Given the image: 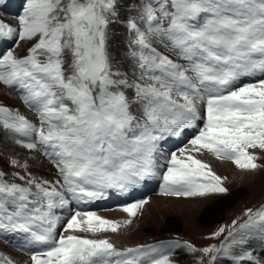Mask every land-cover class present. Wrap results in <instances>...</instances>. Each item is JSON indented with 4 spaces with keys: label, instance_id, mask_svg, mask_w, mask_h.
Returning <instances> with one entry per match:
<instances>
[{
    "label": "snow or ice",
    "instance_id": "6c2138e0",
    "mask_svg": "<svg viewBox=\"0 0 264 264\" xmlns=\"http://www.w3.org/2000/svg\"><path fill=\"white\" fill-rule=\"evenodd\" d=\"M10 8L0 0V41L30 47L0 51V84L35 119L0 101V129L56 178L6 158L19 170L0 168V238L24 240L31 264H181V253L193 264H264V204L207 246L175 237L118 247L109 234L150 198L122 205L123 221L71 207L153 179L164 197L228 194L204 153L264 170V0H24L15 24L2 18ZM0 264L20 262L0 250Z\"/></svg>",
    "mask_w": 264,
    "mask_h": 264
},
{
    "label": "rangeland",
    "instance_id": "374dc122",
    "mask_svg": "<svg viewBox=\"0 0 264 264\" xmlns=\"http://www.w3.org/2000/svg\"><path fill=\"white\" fill-rule=\"evenodd\" d=\"M23 3L24 0H18L16 12L13 14L6 13L2 18L8 23L15 24V16L22 12ZM125 39L126 37L122 33L121 41ZM2 45L4 48L0 51H6L9 48L15 47L11 40L6 42L3 41ZM28 47H30L29 43L21 41L20 46L15 47L16 54L19 56L27 55ZM122 47L123 43H121V48ZM41 59H43V57H41ZM0 85L1 88H5V90H10L12 92L8 99L9 106L17 107L30 118L35 119L34 114L22 104L17 92L8 89L2 84ZM0 101L5 103L2 99H0ZM5 104L8 105L7 102ZM192 138L193 133L190 132L179 146H177L176 138L170 139L171 143L167 142L164 144L165 155L188 145V140ZM11 155H16L21 160L28 158L33 159V157H35L33 160L37 162V165L30 164V170L47 179L56 178L55 169L46 157L40 153L21 148L13 139L5 136L3 130L0 129V168H3L9 173L19 170L7 163L6 158ZM199 158L208 162L218 175L227 177L225 185L229 188L228 194L215 195L207 199L164 197L160 194V187H157L158 183L153 187L150 185L146 186L147 189L151 188L150 191L144 189L143 184H141L136 189L127 193L126 197L121 201L113 199L108 203L104 202L99 204L98 202H92L86 205L74 201L71 207L73 210L78 208L79 210L96 211L99 215L107 218L123 221L128 217L126 213L120 210L122 205L134 202L138 199L150 198V203L145 206L143 214L135 218L133 224L123 228L118 234H109L118 247L154 243L159 240H168L175 237L189 240L197 246H207L210 243H217L218 241L209 238L212 232L221 225L231 224V222L238 217L242 218L246 208H257L261 204H264V170L255 173L246 172L240 170L230 161H225L227 165H222L220 161L216 162V158L208 153H204ZM37 168L39 173L35 170ZM225 172H228V175ZM231 172H234V176H231ZM154 182H159L161 185L159 179L154 180ZM114 191L115 190H109L106 192L104 198ZM0 242L4 243L5 247H9L23 256L26 254L25 257L30 260L28 252L11 246L9 242H6L2 238H0ZM256 247L257 250H260L259 245H256ZM0 250L4 251L1 248ZM36 250L42 249L38 248ZM176 259L180 260L181 264H193V258L188 253H181ZM18 261L20 264H26V261ZM27 263L31 264L30 262Z\"/></svg>",
    "mask_w": 264,
    "mask_h": 264
},
{
    "label": "bare ground",
    "instance_id": "6f19581e",
    "mask_svg": "<svg viewBox=\"0 0 264 264\" xmlns=\"http://www.w3.org/2000/svg\"><path fill=\"white\" fill-rule=\"evenodd\" d=\"M13 5V4H11ZM14 21V20H13ZM11 91L10 90H5V88H1V85H0V99L4 100L5 103L7 102L8 105H9V102H8V99L9 97L11 96ZM20 154V153H19ZM28 160V162L30 164H34V165H37V162H35L33 159L31 158H28L26 159ZM216 162H219V160L217 161V159L215 160ZM220 164L222 165H227V163L225 161H220ZM37 173H39L38 171V168L35 169ZM227 170V169H226ZM227 175H228V172H225ZM231 176H234V172H231L230 173ZM237 175V174H236ZM244 176V175H243ZM245 177V176H244ZM96 210V209H95ZM2 247H5L4 243L0 242V248L3 249L5 252L9 253L12 257H14L15 259H18V260H23V261H26L25 263L28 264L27 262H30L31 263V260H29L25 254V256L17 253L16 251H14L13 249L9 248V247H5V248H2ZM16 249V248H15Z\"/></svg>",
    "mask_w": 264,
    "mask_h": 264
}]
</instances>
